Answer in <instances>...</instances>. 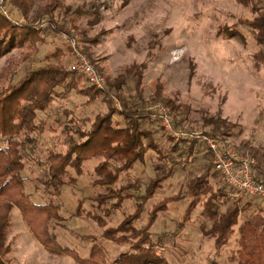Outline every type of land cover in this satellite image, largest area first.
Returning a JSON list of instances; mask_svg holds the SVG:
<instances>
[{"label":"rangeland","instance_id":"374dc122","mask_svg":"<svg viewBox=\"0 0 264 264\" xmlns=\"http://www.w3.org/2000/svg\"><path fill=\"white\" fill-rule=\"evenodd\" d=\"M52 1L18 0L17 6L13 7L14 0H0V15L16 23L35 24L43 28L51 25V18L59 30L49 27L42 34L46 43L41 45L43 40L37 41L36 38L33 44H29V41L16 44L0 58V91L40 65L60 63L71 70V66L77 62V49L90 59L104 77V87L94 86L109 93L117 111L122 110V101L112 84L116 83V78L124 73L126 67H131L132 75L122 90L123 96L130 102L137 101L134 85L139 77L144 97L141 110L148 102H161L154 93L156 87L161 85L164 95L175 98L180 107L188 109L183 123H180L182 114L174 112L179 116L178 125L204 130V118L214 117L242 126L241 131L236 126L226 136L231 137L251 157V152L255 150V156L259 157L264 170V97L260 82L264 77V44L253 37L246 22L253 17L248 7L238 0H58L65 8L57 11L53 18L43 15L45 7ZM20 2L23 9L18 5ZM54 51L58 53L57 58L48 60L47 54ZM86 78L80 79V86L86 82ZM88 82L91 83L89 79ZM65 110L72 112L65 115ZM106 111L107 105L99 97L89 103L86 97L75 91L64 98L56 97L48 112L39 113L47 116L55 130L44 132L35 154L45 160L50 149L65 150V140L69 136L78 137L73 131L77 126L89 128L90 120ZM87 117L91 118L89 123L84 121ZM115 118L120 119L121 116L116 115ZM65 126L72 130L65 133ZM102 159H87L82 172L74 173V184H66L59 192L49 195L43 194L45 187L41 182L45 178V165L30 159L26 166L27 193L34 202L53 201L61 206L62 218L48 222L47 237L54 235L60 245L74 249L82 258H89L93 245L100 244L105 257L98 260L100 264H244L239 260L242 249L239 226L228 242L217 248L214 238L203 232V228L208 229L212 221L201 215L202 200L195 202L182 185L187 178L201 171L206 162L204 158H197L194 162L188 160L187 166L178 168L162 189L145 203L143 215L135 223L136 226L147 221L152 206L157 202H163L169 199L166 197L180 191L186 194L181 200H167V209L154 222V252L136 255L130 248L131 243L121 244L104 238L101 235L103 229L124 220L134 212L139 202L137 199H126L120 207L104 215L100 208L105 205L107 209L111 203L108 201L99 205L96 196L106 193L108 189L95 184V169ZM158 159L156 152L149 151L144 162L133 170L121 173L111 188L119 190L121 185L138 180L132 191L144 193L155 174ZM165 160L168 162L167 158ZM115 165L117 163L113 161L112 169ZM216 184L221 185L223 181ZM232 194L231 189L229 197L234 201L245 202L249 199L245 195ZM81 200L84 201V212L78 215L75 212ZM190 205H193V209L188 216ZM226 207L223 204L221 210L224 211ZM89 211L92 215L103 217L104 228L88 216ZM252 211L242 214L240 223ZM93 236L97 237L96 241L91 240ZM6 244L9 251L4 258L11 264H81L67 252L52 250L30 228L17 207L12 213ZM121 253L129 254L127 262L116 261Z\"/></svg>","mask_w":264,"mask_h":264},{"label":"trees","instance_id":"16d2710c","mask_svg":"<svg viewBox=\"0 0 264 264\" xmlns=\"http://www.w3.org/2000/svg\"><path fill=\"white\" fill-rule=\"evenodd\" d=\"M238 1L252 11L253 17L247 19L246 22L253 37L259 43L264 44V0ZM22 2L18 5L23 9ZM17 3L18 0H14L13 7H16ZM64 8L58 0H53L45 7L43 15L54 18L57 11H63ZM50 20L51 25L43 28L35 24L16 23L1 14L0 58L16 44L21 45L27 41L29 44H33L36 42V38L37 41L43 40L42 34L49 27L59 31L57 23L55 24L51 18ZM44 43H46L44 40L41 41V45ZM57 54V51L50 52L46 57L48 60H52L57 58ZM131 75V67H126L124 73L116 78V83L112 84L122 101V110L120 111L114 108L109 93L97 89L88 82L87 78L86 82L80 86L79 81L85 77L84 74L66 69L60 63L40 65L30 69L16 83H12L0 91V140L3 142L0 145V264H11L4 258V254L9 251V245L6 244L7 233L11 226L15 207L21 210L30 228L42 240L44 239L52 250L67 252L81 264H100L98 260L105 258L104 250L100 244L93 245L89 258H82L74 249L60 245L54 235L50 234L48 238L46 236L48 222L61 217V206L53 201L34 202L26 191V181L28 180L26 166L29 165L30 159L45 165V178L41 182L45 187L43 194L49 195L59 192L66 184H74L76 181L74 173H81L84 162L93 157L103 158L95 169L97 173L95 184L108 189L106 193L96 196L99 205L108 201L111 203L107 209L105 205L100 208L104 215H109L126 199H137L139 202L134 212L115 226L105 227L102 216L92 215L90 211L87 213L90 218L95 219L103 228L105 227L101 234L104 238L121 244L131 243L130 248L135 251L136 255H147L154 252L152 242L154 222L159 214L167 209V200H181L187 194L195 202L202 200L201 215L212 221V225L208 229L203 228V232L214 238L217 248L223 247L235 233L236 227L239 226L238 232L242 248L241 251L239 250V260L244 264H264V209L254 204L252 199L245 202L230 199L231 188L222 180L220 173L216 170L212 154L207 150L203 141H175L162 130L158 122L150 120L146 112L140 108V105L144 103V97L139 77L134 85L137 101L130 102L123 96L122 90L126 87L128 77ZM72 91L86 97L87 103L95 101L98 97L101 98L107 105V111L96 114L92 119L85 118V123H89L91 119L90 127L83 129L77 126L73 131L78 134V137L69 136L65 140L67 144L65 150L50 149L43 160L40 155L35 154V151L38 149L44 132L53 131L55 128L49 124L47 116H41L39 113L48 112L56 97L64 98ZM154 93L155 98L160 99L173 112L182 114L180 123L185 122L187 117L185 112L188 113V109L180 107L175 98L164 95L161 85L156 87ZM71 112L65 110L64 114L68 115ZM116 115L121 118L116 119ZM203 122L204 132L209 135H230L236 126L239 131L242 129V126L222 118H204ZM153 123L157 126H153ZM69 129L68 126H65L63 131L68 133ZM165 135L168 136L166 140H164ZM149 151L156 152L159 161L155 167V174L151 177L144 193L136 194L132 191L137 186L138 180L121 185L119 190H113L111 185L119 180L120 174L133 170L136 165L144 162ZM174 154L192 157L190 162H194L197 158H204L206 162L199 173L190 176L185 183H182L185 186L186 194H181L180 191L178 194L166 197L169 199H165L163 202H157L152 206L147 221L136 226L135 223L143 215L145 203L162 189L178 168L187 166V164H178ZM168 157H171L173 162V165L169 167L165 162ZM113 161L117 163L114 169L111 167ZM256 167L258 165L254 163L253 169L256 178L264 180L263 173L261 172L262 175H260L256 171ZM221 180L223 184H216L217 181L221 183ZM250 197L248 196V198ZM83 204L84 201L81 200L76 208V214L81 215L84 212ZM223 204L227 205L224 211L221 210ZM192 209L193 205H190L187 209L188 216L192 214ZM251 210L253 211L240 223L241 215ZM92 239L96 241L97 237L93 236ZM128 256L127 253H121L116 261L125 263Z\"/></svg>","mask_w":264,"mask_h":264},{"label":"built area","instance_id":"2783aa9c","mask_svg":"<svg viewBox=\"0 0 264 264\" xmlns=\"http://www.w3.org/2000/svg\"><path fill=\"white\" fill-rule=\"evenodd\" d=\"M75 48V47H74ZM77 62L71 70L84 74L96 87L105 86L104 77L97 71L89 58L77 50ZM143 110L151 121L158 122L162 130L171 138L178 141H203L207 150L212 154V161L222 180L232 189L231 196H251L264 201V180L256 178L253 165L254 159L243 152L231 137L226 135H209L200 128H186L178 125L179 116L162 102H148ZM181 165L191 161L186 156L173 155ZM168 165H172V158L168 157ZM187 161V162H186Z\"/></svg>","mask_w":264,"mask_h":264},{"label":"crops","instance_id":"0c3cea01","mask_svg":"<svg viewBox=\"0 0 264 264\" xmlns=\"http://www.w3.org/2000/svg\"><path fill=\"white\" fill-rule=\"evenodd\" d=\"M259 70H260V68L257 70V73H259ZM254 78H256V77H254ZM260 82H261V84H262V92H263V97H264V77H261ZM263 104H264V103H263ZM260 117H261V116H260ZM260 117H259V119H261ZM262 118H263V117H262ZM255 120H257V119H255ZM255 153H256L255 150H253V152H251V154L253 155L252 157H253L255 163H257V165H258V167H256V171H257L259 174L262 172L263 175H264V170H262V167H261L262 165H261V164L259 165V163H260V159H259V157L255 156ZM260 175H262V174H260ZM255 198H256V200H254ZM249 199H252L253 202H254L258 207H262V208L264 209V201H263V200H261V199H259V198H257V197H250Z\"/></svg>","mask_w":264,"mask_h":264}]
</instances>
